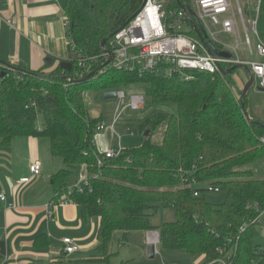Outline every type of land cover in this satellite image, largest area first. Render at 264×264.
I'll return each instance as SVG.
<instances>
[{
	"label": "trees",
	"instance_id": "1",
	"mask_svg": "<svg viewBox=\"0 0 264 264\" xmlns=\"http://www.w3.org/2000/svg\"><path fill=\"white\" fill-rule=\"evenodd\" d=\"M143 2L66 0L67 36L76 53L70 71L60 64L30 71L0 59V148L10 147L18 138L48 139L50 155L63 164L51 177L50 202L65 199L79 207L82 217L99 221L97 259L87 262L109 261L116 231L121 232L122 243L134 232L158 231L161 250L203 257L201 264H264V248L252 243L254 227L264 213V127L254 121L264 124V120L248 108V92L241 101V94L236 95L227 80L229 74L186 70L190 79L176 73L140 76L137 71H116L110 63L105 65L108 57L101 50L102 40L106 39L107 49L110 38ZM178 2L165 0L166 22L173 19L171 14L182 12L187 27L183 33L200 43L188 15L180 9L193 11L192 0ZM257 32L264 42V0L259 5ZM212 44L222 50L220 44ZM95 71L89 81L77 82ZM140 84L146 86L143 96L151 105L175 106L176 113H156L145 119L139 131L150 134L139 146L104 159L93 141L104 118L90 117L84 94L89 89L106 93ZM159 126H164V133L155 145L150 136ZM82 168L87 185L82 183L79 189ZM192 181L199 187L225 190L224 202L208 203L204 188L197 189L201 194L195 197L196 189L189 187ZM161 207L172 208L175 220L153 228L150 217ZM33 245L48 249V236L38 235ZM64 256L60 252L57 258Z\"/></svg>",
	"mask_w": 264,
	"mask_h": 264
},
{
	"label": "crops",
	"instance_id": "2",
	"mask_svg": "<svg viewBox=\"0 0 264 264\" xmlns=\"http://www.w3.org/2000/svg\"><path fill=\"white\" fill-rule=\"evenodd\" d=\"M65 2L0 0V59L23 69L38 71L46 64L54 68L61 62L76 58L67 36L68 27L63 10ZM100 116L101 108L95 111V115H90L91 118ZM117 120L110 124L113 134H108V143L101 144L100 140L99 144L94 143L99 153L118 146L123 149L137 147L142 143L143 137L137 138L133 131H126L128 136L116 133L114 128ZM104 123L106 127L107 121L104 120ZM163 133L164 126L156 134L151 133L150 141L159 145ZM44 139L18 138L10 147L0 148V194L6 196L5 202L0 200V264H47L52 261L60 264L64 257H57L62 252L63 238H71L79 246L77 252L68 256L73 258L70 262L86 263L87 260L97 259L94 253L99 225L97 218L82 217L79 207L68 201L54 210L52 218L46 217L45 206L53 197L51 177L62 167L47 161L46 154L50 155V150ZM36 161L41 165L40 175L29 184L18 185L20 178L29 176V166ZM80 172L84 180L85 170L82 168ZM8 204H14L15 207L9 208ZM40 234L48 236V249L34 247V240ZM146 234L149 245V232ZM202 259L200 257L199 261L202 262Z\"/></svg>",
	"mask_w": 264,
	"mask_h": 264
},
{
	"label": "built area",
	"instance_id": "3",
	"mask_svg": "<svg viewBox=\"0 0 264 264\" xmlns=\"http://www.w3.org/2000/svg\"><path fill=\"white\" fill-rule=\"evenodd\" d=\"M260 1H254L256 13L254 19H248L243 16L237 0L236 6L233 0L192 1L193 11L197 20L211 41L216 42V37L219 34L233 38L234 44L232 46L220 42L222 46L221 52H227L230 55L228 58H223L218 55L208 54L200 43L183 33L185 32L183 28L186 27V22L183 20L182 12L171 14L173 19L166 22L163 10L165 0H146L126 25L107 42V49L106 47L105 49L112 55L110 64L116 71H137L140 76L145 73H155L164 76L176 73L185 79H190L189 76L184 74L186 70L221 74L222 69L227 70L233 66H247L254 78L255 85L260 86L264 90V61H262L264 58V42L257 32ZM238 17L242 34L238 27ZM67 24L66 20V26ZM241 47L243 49H240ZM199 48H201L202 52L198 51ZM106 56L108 57L107 54ZM252 56L259 59L257 61L248 60ZM166 70H169L168 74ZM116 93L118 107L114 121L119 118L120 113L125 108L137 111L144 106L143 94H132L126 106L122 107L120 105L125 98V94L123 91H116ZM104 127L105 123L100 124L97 131H102ZM261 141L264 144V138ZM122 150L121 146L112 148L104 152V159L116 157ZM101 162V159H97L98 166H101ZM40 173L41 165L36 161L29 166V176L20 178L17 184H29ZM82 183L87 185L86 178L77 183V188L80 189ZM204 186H207L204 188L206 189L205 192L220 191L218 187L211 185L199 187L194 181L189 185L192 189H196L193 193L195 197L201 194L197 189ZM0 200L2 202L6 201L5 194H0ZM64 204H66L65 200L57 203L49 202L45 206L46 217L52 218L54 210ZM8 207L14 208L15 205L8 204ZM62 245V253L66 256L79 250L78 244L71 238H63ZM220 264L225 263L220 261Z\"/></svg>",
	"mask_w": 264,
	"mask_h": 264
},
{
	"label": "rangeland",
	"instance_id": "4",
	"mask_svg": "<svg viewBox=\"0 0 264 264\" xmlns=\"http://www.w3.org/2000/svg\"><path fill=\"white\" fill-rule=\"evenodd\" d=\"M193 1V0H192ZM234 5L236 6V0H233ZM238 4L241 7L243 16L248 19L255 18V6L253 0H237ZM238 20V27L240 33L242 34L240 20ZM187 27L183 28V31H186ZM182 31V30H180ZM214 31L217 32L216 29ZM219 33V32H218ZM209 34V33H208ZM219 44L224 43L229 46L234 44L233 38L228 35L219 34L216 37ZM221 42V43H220ZM240 49H243L241 47ZM240 51V50H239ZM255 56L249 57L248 60L250 61H257ZM264 61V58L262 59ZM166 73H169V70H166ZM111 78V74L105 76L100 82L101 85ZM227 80L232 88V91L240 96L241 91L243 89L244 84L248 80L247 74L242 69H237L235 72L229 74L227 76ZM145 85H135L127 88H122L119 91H123L125 94V98L122 101V106L124 103H128L130 96L132 94H144ZM255 83L249 89L247 100H248V108H251L252 113L258 117L259 119L264 120V91H257ZM104 94L101 91L96 89H89L84 94V102L86 104L87 110L91 116L95 115V111H98L100 108L102 109V116L106 123V129L103 131H97V133L93 137L94 143L98 142L99 140L101 144L108 143L109 141V133H111L110 124L114 120L116 115V107H118L117 98L112 100H105ZM238 96V97H239ZM116 105V107H115ZM115 107V109H114ZM156 113H166L172 114L176 113L175 106H161L156 107L150 104L148 99H144V109L141 110H131L130 108H126L122 110L120 116L115 124V132L121 136H128L127 132L133 131L137 138L142 139L144 138V133H140L139 127L143 123V121ZM42 124L40 120L38 121L37 128L41 130ZM163 126H159L157 130H155L154 134L158 132ZM113 134V133H111ZM45 143H48V139H44ZM116 140V138L114 139ZM47 161L51 164H57V166H63L60 159H51L49 154H46ZM54 167V165H52ZM78 182L82 180L81 172L79 170L78 173ZM204 186L203 188H206ZM226 191L221 189L218 192L215 191H207L203 192L202 195L204 196L205 200L217 206L224 202L225 200V193ZM65 199H60L58 202L64 201ZM175 220L174 210L170 207H161L156 214L150 217V225L153 228H157L163 223H171ZM156 231H150V233H154ZM147 233V232H146ZM144 232H134L129 235L126 242L122 243L121 241V232H114L110 245H109V252L111 255L109 261L106 264H121L122 262H128L127 264H199L200 257L190 258L184 251H163L160 249L159 242L154 243L156 246V251L154 258H149L147 253L148 243L147 241V234ZM159 239V237H158ZM252 243L255 247H262L264 248V213L262 217H259L258 223L255 225L253 234H252ZM62 250V248H61ZM74 255H77L74 254ZM79 259V258H78ZM73 258H69L68 256H64L63 261L60 264H95V263H74L70 262ZM102 264V263H98ZM105 264V263H104ZM201 264V262H200Z\"/></svg>",
	"mask_w": 264,
	"mask_h": 264
},
{
	"label": "water",
	"instance_id": "5",
	"mask_svg": "<svg viewBox=\"0 0 264 264\" xmlns=\"http://www.w3.org/2000/svg\"><path fill=\"white\" fill-rule=\"evenodd\" d=\"M146 0H144L145 2ZM178 4V0H175ZM180 9L186 14L188 15V18L190 19V26L191 28L194 30V32L196 33V35L199 38L200 44L205 48L206 52L208 54H212V55H218L221 56L223 58H228L230 55L227 52H221L218 51L216 48H214L212 41L210 40V38L208 37L206 31L204 30V28L201 26V24L198 22L197 17L195 15V13L193 11H186L182 6H180ZM126 25V24H125ZM105 44H106V39L102 40L100 46H101V50L104 52V54L108 55V59L105 63V65L109 64L112 61V55L105 49ZM63 70H67L70 71L71 69V63L70 62H61L59 65ZM237 69H242L246 74H247V82L244 84L243 89L241 91V96H240V100L242 101V99L246 96L247 92L249 91V89L253 86L254 84V78L250 72V69L247 66H233L227 70H221V73L223 75H227V74H231L234 71H236ZM15 70V69H14ZM19 73H24L25 71L23 69L20 70H15ZM95 72H90L84 79L78 80V83H85L87 81H89L93 76ZM39 77H42L41 75H39ZM257 91H264L260 86H256L255 87ZM117 98V93L116 92H106L104 94V99L106 100H111V99H116ZM245 114L247 115V113L245 112ZM254 123L258 126L264 127V124L261 122H257L254 121ZM150 134V131L147 130L144 132V137H147ZM156 233L158 234V231H156ZM159 237V234H158ZM159 242V239L158 241ZM147 253H148V257L149 258H154L155 255V245L154 243H150L147 247Z\"/></svg>",
	"mask_w": 264,
	"mask_h": 264
},
{
	"label": "bare ground",
	"instance_id": "6",
	"mask_svg": "<svg viewBox=\"0 0 264 264\" xmlns=\"http://www.w3.org/2000/svg\"><path fill=\"white\" fill-rule=\"evenodd\" d=\"M149 241L151 243H156L158 241V234L156 232L150 233V235H149Z\"/></svg>",
	"mask_w": 264,
	"mask_h": 264
}]
</instances>
